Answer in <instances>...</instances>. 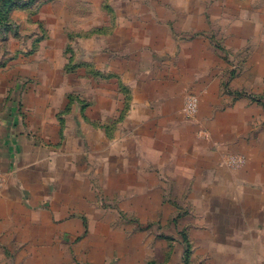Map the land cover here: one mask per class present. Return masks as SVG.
<instances>
[{
    "label": "rangeland",
    "instance_id": "obj_1",
    "mask_svg": "<svg viewBox=\"0 0 264 264\" xmlns=\"http://www.w3.org/2000/svg\"><path fill=\"white\" fill-rule=\"evenodd\" d=\"M0 12V138L22 149L2 189L58 214L68 198L78 219L9 232L6 257L24 244L41 264H85L90 244L107 264H264V0H0ZM163 52L169 67L145 73ZM112 61L118 75L97 71ZM135 128L144 137H126Z\"/></svg>",
    "mask_w": 264,
    "mask_h": 264
},
{
    "label": "crops",
    "instance_id": "obj_2",
    "mask_svg": "<svg viewBox=\"0 0 264 264\" xmlns=\"http://www.w3.org/2000/svg\"><path fill=\"white\" fill-rule=\"evenodd\" d=\"M136 54V53H135ZM168 55L163 52V54L161 55H156L154 59L149 58L148 62L149 65L148 67L145 69V73H148V71H158L161 70V68H168V64L170 61H168ZM113 60H116L120 63V59H116V55L113 56ZM113 65H116L115 61H112V63L105 65L103 64L102 66H97V71L99 72H103L105 70V67H111L109 68L110 70H112L114 75H118V70L116 68H112L115 67ZM103 70V71H102ZM104 73V72H103ZM161 73V72H160ZM122 77V76H121ZM159 78V77H158ZM122 79V78H121ZM178 94H182V93H178ZM146 100V99H145ZM181 98H177V102L178 104L180 103ZM148 106H150V103H148V101H145ZM144 105V106H145ZM146 107V106H145ZM172 112H169L168 114H160V115H155V117H157L158 120L161 119H171L172 118ZM101 114L102 117L104 118L106 114H108L107 110L101 109ZM133 119V118H131ZM164 121V120H163ZM178 120V124L177 127L173 129L174 135L175 137L178 139V141L176 142L178 144V147L181 145L182 146V140L181 142L179 141V139L181 137H185L186 135V127L182 124L180 126ZM126 137H130V138H136V137H144L143 134H140L138 131H136L135 129H131L130 132L128 133V135ZM105 141V133H102V142ZM15 141L12 143L14 144ZM173 143V140H172ZM181 143V144H180ZM104 145V144H103ZM16 149L13 148V146L10 144V142H8L6 139H4L3 137L0 138V149H2V152L0 153V168L3 167L4 163L8 162L9 159L12 158H17L20 155V152L22 149L19 148V146L15 145ZM185 146V145H184ZM119 148V144H115L114 145V153L116 155H118L117 157H121V152H117ZM148 150V149H147ZM153 150V149H152ZM162 151V150H161ZM163 152V151H162ZM11 157V158H10ZM122 158V157H121ZM150 163H147L146 166L144 167L145 169H164V165L163 164H155L154 161L151 162L149 160ZM3 171V169H1V172ZM26 177V176H25ZM25 180L26 178H23V183L21 185L22 188H25ZM148 183V181H147ZM4 186V184L2 183L0 185V264H18L20 262H22V264H41L42 263V258L40 257V252H38L37 254L34 252L33 256H28L26 257L27 253H24V249H25V245L24 244H19V239L14 240L15 243L19 244V249H22L23 252H19L20 250H18V260L14 261L11 260L9 257L11 256H5V254L7 255V248H10L11 246L4 242V239L7 238V235H9V232H15L17 234L22 233L25 234L27 232V230H29L30 226H33L34 228L36 227V225H40L42 220L41 217L43 215H46L48 217H50L49 214L52 215L53 217V225L55 227V230L57 231V226L60 222L61 225H63V222L65 223V225L68 226H72L74 224H78V219H74V214H73V206L69 204V200L68 198L63 199L64 204L66 206V214L63 213H59L57 211H53L52 209H42V207H40V202H36L35 198H24V196L21 195V198L19 196H14L12 194H10V192L7 191V189H2ZM14 186H18L19 187V182L15 183ZM17 187V188H18ZM80 191V190H79ZM81 193V192H78ZM56 194H50L49 197H51L50 199H46L47 201H50L49 204L51 207H53V203H54V199L56 198ZM26 200V202H25ZM67 211H69L70 213H68ZM49 213V214H48ZM58 217H62L64 219H61V221H59ZM71 218V219H67V218ZM81 223L83 225L82 227V231H84V235H93L94 234V225L93 224H88L87 222V226H85L84 224V220L81 218ZM32 227V228H33ZM31 228V229H32ZM67 229V232H72L74 233L75 231L73 229ZM70 236V235H68ZM36 245H33V249L36 250ZM88 255L84 258L85 264H104L108 258L107 257H100L98 255H95L94 253H92V255L90 254V249L92 248L93 250V245L90 246V244H88ZM96 249H99V247H95ZM38 249H41V247H38ZM5 252V254L3 253ZM19 256H21V260H19ZM51 259V258H50ZM53 259H57V258H53ZM49 264H57L56 260H49ZM107 264V262H106Z\"/></svg>",
    "mask_w": 264,
    "mask_h": 264
},
{
    "label": "built area",
    "instance_id": "obj_3",
    "mask_svg": "<svg viewBox=\"0 0 264 264\" xmlns=\"http://www.w3.org/2000/svg\"><path fill=\"white\" fill-rule=\"evenodd\" d=\"M191 105H194L195 104V100L193 99V100H191ZM2 184V180L0 179V185Z\"/></svg>",
    "mask_w": 264,
    "mask_h": 264
},
{
    "label": "trees",
    "instance_id": "obj_4",
    "mask_svg": "<svg viewBox=\"0 0 264 264\" xmlns=\"http://www.w3.org/2000/svg\"><path fill=\"white\" fill-rule=\"evenodd\" d=\"M10 2H13L14 0H9ZM15 3V2H14ZM2 15V12H0V16Z\"/></svg>",
    "mask_w": 264,
    "mask_h": 264
}]
</instances>
